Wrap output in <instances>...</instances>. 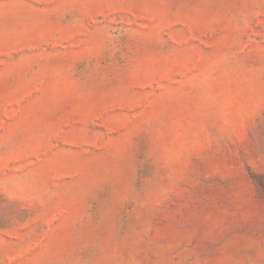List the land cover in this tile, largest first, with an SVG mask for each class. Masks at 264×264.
Listing matches in <instances>:
<instances>
[{"label":"rangeland","instance_id":"1","mask_svg":"<svg viewBox=\"0 0 264 264\" xmlns=\"http://www.w3.org/2000/svg\"><path fill=\"white\" fill-rule=\"evenodd\" d=\"M0 264H264V0H0Z\"/></svg>","mask_w":264,"mask_h":264}]
</instances>
